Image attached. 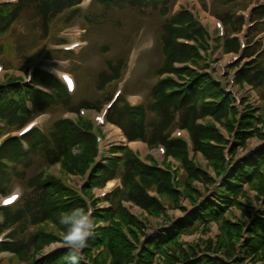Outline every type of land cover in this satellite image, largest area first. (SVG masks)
Here are the masks:
<instances>
[{
  "label": "trees",
  "instance_id": "16d2710c",
  "mask_svg": "<svg viewBox=\"0 0 264 264\" xmlns=\"http://www.w3.org/2000/svg\"><path fill=\"white\" fill-rule=\"evenodd\" d=\"M82 2L19 0L16 6H0V40L27 18L39 31L40 39L50 40L55 31L79 19L91 32L115 25L109 20L113 11L126 9L157 14L162 20L159 47L163 61L152 73L158 80L148 87L150 93L143 107L133 109L121 98L109 112L108 120L120 127L130 142H148L152 148L161 145L168 158L181 163L185 170L183 196L173 170L159 168L153 159H150V165L145 164L128 148L113 147L106 165H95L98 144L93 127L89 125L56 120L45 133L35 131L26 137L27 149L23 141L11 136L1 141L5 133L21 128L35 116L52 114L57 108L70 112H77L79 108L101 109L102 103L110 100L116 82L122 77L124 60L117 64L108 60L106 70L98 74L96 81L101 93L98 101L75 99L76 107L63 84L39 70L35 78L52 89L51 95L38 92L19 79L8 78L5 83H0V123L3 125L0 129V195H6L13 182L24 184L27 191L16 207L2 212L0 234L11 231L13 242L3 245L0 252L12 253L22 264H66L67 248L62 241L64 228L58 223V217L76 208L88 209L89 203L95 208L94 188H103L109 180L121 179L122 188L108 199L112 208L107 212L95 210L93 213L96 225L101 222L109 225L93 232L88 247L82 252L81 264H107L108 260L111 264H248V261H264V206L253 215L247 209L251 207L248 204L245 207L241 202L247 198L246 187H257L264 195V148L252 158L238 164L235 162L240 149L248 150V142L255 138L264 139V131L256 128L257 124L264 126V106L258 111L247 105L242 113L234 107V99L225 94L217 78L209 72L206 60L200 56L199 48L205 51L209 48V36L188 12L173 14L175 0H94L91 11L85 14L78 8ZM216 3L224 6L225 12L217 16L228 29L227 52H238V42L231 40L229 35L241 31L243 20L235 10L242 7L245 0H217ZM254 19L263 22L253 32L264 30V7L255 10ZM183 41L195 43V46L185 45ZM13 46L0 44V58L6 53L13 54L16 51ZM257 50L260 47L247 50L246 56ZM103 52H107V48ZM37 58L38 55L31 56L20 69L26 71ZM191 65L199 72L191 69ZM235 70L236 85L242 87L246 83L254 87L264 105V53L256 61L244 66L241 63ZM208 119L229 128L232 140H225L215 124L208 126L205 123ZM176 129L189 133L194 158L201 155L213 162L218 177L228 172L223 188L213 198L203 197V192L193 186L194 182H201L209 192V186L215 180L197 166L194 158H190L183 140L172 138ZM226 150H230V164L225 159ZM59 165L67 175L85 176L91 170L82 194L53 174V167ZM228 167H231L229 171ZM152 190L171 200L172 210H183L182 198L190 201L193 207L190 212L184 209L183 218L162 223L161 226H170L161 227L155 237H150L145 223L130 216L122 205L125 201L152 216L167 217L164 204L151 194ZM201 198H204L202 203ZM237 208L243 211L245 219L233 224L228 216ZM245 220L251 223L246 230ZM212 223H217L222 233L217 240L218 246L208 242L200 252L194 250L195 246L190 250L182 247L185 236L199 232L203 226L208 228ZM141 240H144L142 250L139 247ZM54 244L62 247L47 253L46 250ZM210 255L221 259H212Z\"/></svg>",
  "mask_w": 264,
  "mask_h": 264
},
{
  "label": "rangeland",
  "instance_id": "374dc122",
  "mask_svg": "<svg viewBox=\"0 0 264 264\" xmlns=\"http://www.w3.org/2000/svg\"><path fill=\"white\" fill-rule=\"evenodd\" d=\"M92 0H86L84 5L82 6L83 10L87 11L90 7V3ZM217 0H179L175 6L176 11L178 8L184 7L190 10L196 11L197 17L200 22L209 29L211 35H215L217 32L215 27V22L217 21L215 15L222 16L225 12L223 10L224 6L218 5ZM250 3V0H245L243 6H239L236 8L235 13L242 12L241 10ZM203 4H206V12L203 11ZM208 6V7H207ZM203 8V9H202ZM109 20L115 25H108L100 30L96 29L91 32H87L86 34L82 31L84 21L79 19L74 23L79 25L78 27L69 28L65 31L59 32V30L55 31L50 40H42L39 37V31L33 27V24L29 20V18L25 19L19 25H17L12 32L4 36L0 40V44L10 43L13 44L15 48V52L13 54L6 53L3 57L0 58V65H3L5 68L1 72V78L6 74H14L16 76H20L21 72L19 68L24 66L31 56L39 55L41 60L40 63L45 65L43 68L55 69L57 70L58 77L60 78L61 73L68 72L73 73V68L75 67V63L80 67V69H76L77 73H73L77 76V99H85L89 101L96 102L99 99V91L97 90V77L98 74L106 70V64L108 60L113 61V63L117 64L120 61L124 60L126 65V58L128 57L129 61V71L126 74V79L128 83L126 86L129 88H133L134 82L139 81L141 87L140 90H135L139 92V94L130 97V101L132 104H140L147 93H150V90L147 86H151L154 84L156 79L149 75L151 69H157L161 66L163 57L159 48V35H160V27L161 18L154 13L151 12H135L131 10H118L110 13ZM76 25V26H77ZM61 30V29H60ZM64 39L67 41L66 46L78 43L81 44V47L74 52L75 60L70 63L66 62H53L49 60L54 56L52 53L53 50H63L61 47H56L58 45L59 39ZM264 38V34L262 35ZM90 45V46H89ZM88 48V49H87ZM107 48V52H103L104 49ZM24 50V51H23ZM46 53H48L46 55ZM29 55V56H28ZM44 55V56H43ZM28 56V57H27ZM47 56V60L45 58ZM61 56V54L59 55ZM24 57H27L25 59ZM78 57V58H77ZM230 57H224L221 54L214 55L213 61L215 62V69L217 70V76L221 79L222 82H228L230 84V75L234 72L231 70L228 62L230 61ZM75 62V63H73ZM224 71V74L222 72ZM95 73V74H94ZM123 74V73H122ZM27 81V79H26ZM230 87L229 85H227ZM134 89H136L134 87ZM232 92L239 100V102H247L250 106H259L258 98L256 92L247 86L243 87H231ZM115 90V89H114ZM114 94V93H113ZM77 102L73 100V106ZM78 104V103H77ZM103 107H105L106 103H102ZM102 107V108H103ZM66 114V110L56 109L54 113L45 115L40 118L41 127H46L47 131L50 130L51 125L56 120L62 118ZM97 115L94 112L89 113L85 112L82 118H79V123L84 126H92L94 127L96 123ZM205 123L209 126L216 125L217 129L223 134L225 140L231 141V135L229 134V128L224 126L223 124H219L215 122L213 119H208ZM107 132V141L105 143L106 146L109 144L121 145L125 143V139L123 138L120 131L117 128L106 126L104 128ZM249 148L254 149L260 145L258 138H255L248 142ZM132 149L134 151L142 152V156H147L148 159H153L157 165L163 164L165 167H169L176 176V181L181 185V189L179 192L181 193V197L183 196V184L182 181L184 179L185 170L182 168L181 163L178 160H173L167 157L164 153L162 154L158 147H149L147 148L145 145L140 143L132 145ZM242 152V150H240ZM225 154H229L231 157L230 150H226ZM194 156L192 157V159ZM195 163L199 166L204 173H206L211 178H214L215 171L212 167L211 161L204 158L201 155H197L194 158ZM53 174L61 177L64 181L72 186H77V177L78 175L71 174L67 175L65 172L61 170V166L53 167ZM72 182V183H71ZM18 182H13L11 187L13 186V192L21 191L19 188H23L20 185H17ZM24 185V184H23ZM193 186L196 188L198 192L204 191L206 186L201 182H194ZM211 186V185H210ZM209 186V187H210ZM257 187H248L246 196L247 198L242 199V203L245 205L248 204L251 208H247L254 211V208L257 207V203L263 199V194L256 189ZM104 191H95V194L98 197H101V194ZM206 193V192H205ZM151 194L159 199L165 206L166 216L157 217L156 215L152 216L147 212H143L137 207H134L131 204H126L125 209L129 212V215L137 219L139 223H145L147 234L150 232L155 233L157 231V227L161 226L162 223H168L171 220L180 219L183 217L184 209L190 208V201L183 198L180 200L181 207L183 210H172V201L169 199H164L162 196L158 195L156 191H151ZM95 195V196H96ZM260 197V200L258 198ZM103 209H106L107 204L102 203L100 205ZM105 212V210H102ZM228 219L236 224L237 222H241L245 219V215H243V211L241 209H234ZM117 220H121V218H117ZM116 220V221H117ZM246 221V220H245ZM51 230L56 232L54 227H51ZM131 240V235L128 230L125 231ZM60 233V232H59ZM222 235L220 228L212 224L209 228L200 229L199 232L192 234L190 236L184 237L181 241V245L186 250H190L191 247H196L194 249L196 252H200L202 249H205L208 242H212V244L216 247L218 246L217 240ZM144 242V241H142ZM240 243V242H239ZM237 250H239V244ZM62 247L61 244H54L49 247L46 252L52 253L57 251ZM239 253V251H238ZM7 258V257H5ZM2 264H20L18 263L16 258L8 257L4 259ZM107 264H111V260H108ZM248 264H264V261L252 263L248 261Z\"/></svg>",
  "mask_w": 264,
  "mask_h": 264
},
{
  "label": "clouds",
  "instance_id": "9594fccd",
  "mask_svg": "<svg viewBox=\"0 0 264 264\" xmlns=\"http://www.w3.org/2000/svg\"><path fill=\"white\" fill-rule=\"evenodd\" d=\"M91 208H76L58 217L63 226V246L67 248L64 257L66 264H81L82 252L88 247V241L96 227Z\"/></svg>",
  "mask_w": 264,
  "mask_h": 264
},
{
  "label": "snow or ice",
  "instance_id": "6c2138e0",
  "mask_svg": "<svg viewBox=\"0 0 264 264\" xmlns=\"http://www.w3.org/2000/svg\"><path fill=\"white\" fill-rule=\"evenodd\" d=\"M16 199V197L15 196H13L10 200H7V201H5V203H11L12 202V200H15Z\"/></svg>",
  "mask_w": 264,
  "mask_h": 264
}]
</instances>
